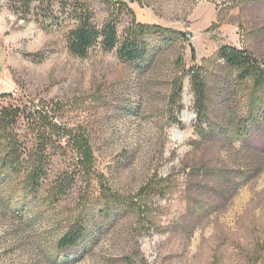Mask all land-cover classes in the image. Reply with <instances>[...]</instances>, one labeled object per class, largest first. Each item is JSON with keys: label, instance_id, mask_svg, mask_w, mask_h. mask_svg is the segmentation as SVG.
I'll return each instance as SVG.
<instances>
[{"label": "rangeland", "instance_id": "1", "mask_svg": "<svg viewBox=\"0 0 264 264\" xmlns=\"http://www.w3.org/2000/svg\"><path fill=\"white\" fill-rule=\"evenodd\" d=\"M134 2L0 0V136L45 163L33 194L0 167V264H264V86L219 58L231 46L264 67V0ZM86 10L120 41L134 21L172 34L135 29L137 62L100 41L82 57L69 37ZM75 222L83 237L60 246Z\"/></svg>", "mask_w": 264, "mask_h": 264}, {"label": "trees", "instance_id": "2", "mask_svg": "<svg viewBox=\"0 0 264 264\" xmlns=\"http://www.w3.org/2000/svg\"><path fill=\"white\" fill-rule=\"evenodd\" d=\"M132 12L134 13L133 10ZM84 13V16L81 15L78 18V25L71 31L69 37L70 50L74 54L82 57L87 56L91 47L100 41L105 50L110 51L118 47V53L121 59L129 62H137L143 59L147 54V48L135 38V29L141 31L142 34L151 29L172 34L171 31L159 28L156 25L136 23L134 21L130 33L123 41H120L115 21L109 20L100 28L92 21L91 12L86 10ZM219 58L223 59L228 66L237 70V78L239 81L243 82L247 79H253L256 87L264 86V67L256 57L246 50L224 46L219 51ZM193 88L196 93L197 106L201 117L206 109V91L201 77L198 76L193 79ZM12 120H14L13 114L7 111L4 115L2 114L0 117V132L3 131L6 133L5 131L9 127L8 125H11L13 122ZM1 139H5V143H2ZM39 140L40 139L37 138L35 144H37ZM27 143L28 142L21 143L18 140L6 138L4 135L0 136V154L2 156L0 159V167L2 169H9L12 172L23 169L26 173L23 178V189L33 194L42 187L41 177L45 169V163L40 159L35 163L21 162L22 156L26 154L28 151L27 148H29ZM44 148L47 147L44 146ZM52 191H56V194H60L64 192L65 189L62 187V184L57 183L52 188ZM84 230V226L81 223L75 222L69 228L66 235L60 240L59 245L64 247L75 246L83 237Z\"/></svg>", "mask_w": 264, "mask_h": 264}, {"label": "crops", "instance_id": "3", "mask_svg": "<svg viewBox=\"0 0 264 264\" xmlns=\"http://www.w3.org/2000/svg\"><path fill=\"white\" fill-rule=\"evenodd\" d=\"M122 3L128 4L134 12H137V5L135 4L134 0H117ZM2 38H1V28H0V93L5 92L7 88L10 86V82L8 79V75L5 71V67L3 64V52H2Z\"/></svg>", "mask_w": 264, "mask_h": 264}]
</instances>
